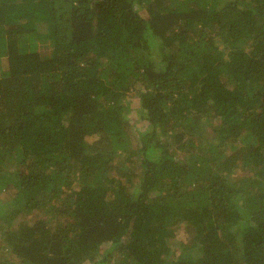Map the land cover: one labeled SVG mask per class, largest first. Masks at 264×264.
Returning a JSON list of instances; mask_svg holds the SVG:
<instances>
[{
    "label": "trees",
    "instance_id": "16d2710c",
    "mask_svg": "<svg viewBox=\"0 0 264 264\" xmlns=\"http://www.w3.org/2000/svg\"><path fill=\"white\" fill-rule=\"evenodd\" d=\"M113 259L264 264V0H0V264Z\"/></svg>",
    "mask_w": 264,
    "mask_h": 264
},
{
    "label": "rangeland",
    "instance_id": "374dc122",
    "mask_svg": "<svg viewBox=\"0 0 264 264\" xmlns=\"http://www.w3.org/2000/svg\"><path fill=\"white\" fill-rule=\"evenodd\" d=\"M137 116V115H136ZM138 116H139V114H138ZM138 116L137 117H135V115H134V119L135 120H137V118H138ZM135 122V121H134ZM143 123V122H142ZM141 122L140 123H137L136 124V126H139V125H143V126H145L144 125V123L142 124ZM210 132H211V130H209ZM112 174L114 175V174H118V170H113V172H112ZM14 191L12 190V189H10L9 191H7V193L5 194V201H10L11 199H12V197L14 196V193H13ZM44 217H45V215L44 214H38L37 215V219L38 220H43L44 219ZM19 221V220H18ZM31 221H34V219H32ZM172 257H175V254H173V255H171L170 256V258H172ZM103 264H119V262L118 261H115V259H113V260H110V261H107L106 263H103Z\"/></svg>",
    "mask_w": 264,
    "mask_h": 264
}]
</instances>
